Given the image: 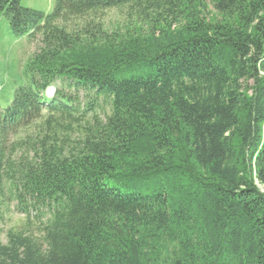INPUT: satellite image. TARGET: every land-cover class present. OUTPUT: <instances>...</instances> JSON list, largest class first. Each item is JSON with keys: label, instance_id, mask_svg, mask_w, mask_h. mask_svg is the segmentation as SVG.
<instances>
[{"label": "trees", "instance_id": "trees-1", "mask_svg": "<svg viewBox=\"0 0 264 264\" xmlns=\"http://www.w3.org/2000/svg\"><path fill=\"white\" fill-rule=\"evenodd\" d=\"M2 13L40 39L0 106V264H264V0Z\"/></svg>", "mask_w": 264, "mask_h": 264}, {"label": "rangeland", "instance_id": "rangeland-1", "mask_svg": "<svg viewBox=\"0 0 264 264\" xmlns=\"http://www.w3.org/2000/svg\"><path fill=\"white\" fill-rule=\"evenodd\" d=\"M56 0H23L27 8L50 14L54 11ZM40 37L34 42H29L27 36H16L10 27L4 13L0 14V106L8 108L13 101L16 89L28 82L25 72L27 61L38 48ZM54 89L48 88L47 96H53ZM24 216L16 210L7 216L6 224L0 233V241L6 242V232L22 225Z\"/></svg>", "mask_w": 264, "mask_h": 264}]
</instances>
